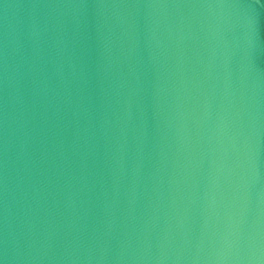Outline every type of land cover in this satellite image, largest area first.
<instances>
[{"label":"clouds","instance_id":"obj_1","mask_svg":"<svg viewBox=\"0 0 264 264\" xmlns=\"http://www.w3.org/2000/svg\"><path fill=\"white\" fill-rule=\"evenodd\" d=\"M0 4V264H264V0Z\"/></svg>","mask_w":264,"mask_h":264},{"label":"water","instance_id":"obj_2","mask_svg":"<svg viewBox=\"0 0 264 264\" xmlns=\"http://www.w3.org/2000/svg\"><path fill=\"white\" fill-rule=\"evenodd\" d=\"M4 2L14 5H23L36 2V0H4ZM83 2L93 5L101 2V0H83ZM252 2H255V0H252ZM30 11V9L22 7L9 8L7 10L9 23L17 30L22 29ZM257 11L264 13V9H259ZM4 16L5 10L2 4H0V31H2ZM64 19L70 36L74 33L77 36H82V40H78L77 42L78 46L82 44L86 48L89 63H94L96 60L97 25L99 23V14L97 10L91 7L82 10H68ZM246 32L247 29L243 26V23H238L231 45L236 50L234 63L238 61L241 68L247 71V60L241 59L242 55L246 53L251 60L253 75H256L259 80L264 82V27L258 28L255 34L252 35V43L250 46L248 44Z\"/></svg>","mask_w":264,"mask_h":264}]
</instances>
